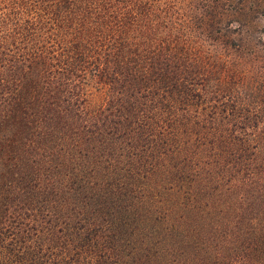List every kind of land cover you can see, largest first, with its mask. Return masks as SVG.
Listing matches in <instances>:
<instances>
[{
  "label": "trees",
  "instance_id": "trees-1",
  "mask_svg": "<svg viewBox=\"0 0 264 264\" xmlns=\"http://www.w3.org/2000/svg\"><path fill=\"white\" fill-rule=\"evenodd\" d=\"M0 5L8 9H0V18L27 20V25L18 21L11 29L0 28V102L25 103L16 105L32 125L28 143L45 131L41 120L32 118L46 91H38V85L50 88L46 103L56 104V115L66 119L64 130L47 128L38 154L29 156L37 187L60 198L42 207L46 196L34 207L16 209L14 203L6 208L0 217V252L7 248L11 254H3L0 264L93 259L97 264H182L166 260L164 246L153 254L137 241L143 219L156 210L164 229L179 227L157 197L144 198V190L157 184L185 198L179 203L192 212L181 220L178 233L193 235V248L211 254V263L264 264V83L256 99L257 81L209 85L202 56L191 52L188 37L174 36L155 18L158 0H0ZM24 80H31L23 89L29 100L39 104L27 106L22 99ZM87 80L108 89V103L95 116L80 104ZM188 96L196 106L187 113ZM160 107L168 114L167 130L158 129L160 121L153 119ZM138 109L152 115L126 122V113ZM55 156L60 160L50 163ZM155 175L159 180L152 186ZM64 191L104 196L100 203L107 211L88 217L89 202L76 203ZM144 203L152 209L138 214ZM26 215L38 224L24 222ZM11 220L18 228H10ZM150 229L156 233L155 226Z\"/></svg>",
  "mask_w": 264,
  "mask_h": 264
},
{
  "label": "rangeland",
  "instance_id": "rangeland-1",
  "mask_svg": "<svg viewBox=\"0 0 264 264\" xmlns=\"http://www.w3.org/2000/svg\"><path fill=\"white\" fill-rule=\"evenodd\" d=\"M0 9L8 10L3 5H0ZM156 10L155 18L158 22H164L163 25L166 24L169 28L168 31H171L174 36L181 37L183 35L188 37V44H190L192 53L197 54L200 52L204 70H206V77L204 78L209 77L207 81L209 85L218 84L219 82L220 88L227 87V85L236 87L242 84L249 85L257 81V90L253 99L258 97L259 88L264 83V0H158ZM18 21L22 26L27 25L25 18H0V28L11 29ZM163 25L160 24V28H163ZM34 66L36 68L37 63ZM25 81L23 87L20 88L22 99L27 103V106H31L32 102L41 103L39 106L35 104L37 106L34 107L37 111L32 115V118L41 120L40 122L44 125L45 131L43 136H40V134L34 135L32 141L28 143L29 137L33 136L31 133L32 125L26 122L28 120H26L27 118L23 112L24 109L22 107L18 108L16 105L17 102H20L21 106L25 103L21 99L8 104L0 102V217L5 214L6 208L14 203L17 204L16 209H24L29 208L28 206H37L44 196L47 199L40 203L39 207L52 200H54L52 203L54 204L60 198L59 196L53 198L49 189L41 192L43 189L37 187L34 179L33 163L29 160V156H32L34 152L38 154L39 141L43 142L42 137L49 136L47 128L53 129L55 132L58 129L64 130L63 125L66 119L56 115V104L46 103L51 96V94H48L50 88H41L38 85V91L40 89L46 91L40 94L39 102L34 99L29 100L32 97H29L23 89L30 87L31 83L29 82L31 80L28 83ZM83 85L84 94L80 104L84 108V113H89L88 116H95L98 113L96 111L108 103V89L102 83L92 80H87ZM195 86H199V83H194L193 87ZM111 92L113 91L111 90ZM189 98L192 100L189 101L187 113L192 111L193 108L195 109L196 106L194 97L188 96L187 99L189 100ZM187 102L185 100V103ZM3 108H5V111ZM8 108H10L9 111ZM161 108L155 111L153 119L156 123L160 121L157 124L158 129L167 130L169 122L165 121V117L168 114ZM148 111L149 109L130 111V113H126V122L131 124L132 122L141 121L140 118H148L145 115ZM71 119L77 120L78 116H73ZM101 136H107V134ZM140 149L142 148H138L136 152ZM115 150L118 151L116 148L113 151ZM124 154H127V152L124 151ZM40 157L45 159L44 156L39 155ZM59 160L58 156H55L50 163H56ZM57 169L61 170L62 168L58 167ZM158 180V176L155 175L149 181V184L153 186ZM154 191L157 192V195L154 194ZM67 194L69 193L64 191V196ZM86 194H69V197L74 196L73 200L76 203L84 200L89 202V205L85 206V214H89L88 217L102 214V209L107 211L100 203L106 197L99 195L86 197ZM128 194V199L133 201L134 193L132 192V197H130V192ZM151 196L158 198L159 203L157 204L160 205V209L163 207L168 209L167 214L171 219L173 218L175 224L178 221L180 223L178 229H164L162 226L164 222L159 220L162 214L157 210L151 214V218H144L141 223L142 231L138 232L137 237L139 243L146 244L143 247L144 252L148 251V253L153 252L154 254L159 246H164L166 250L163 251V257L168 261H177L182 264H213L211 263V254L207 255L199 248H193V235L184 238L178 233L184 227L182 221L187 220L192 212L188 211L189 207L179 203L180 198L185 199L181 197V193L167 187L166 184H162V186L157 184L156 188L149 187L144 190V198ZM97 208L101 211H96ZM146 209L151 210L152 208L145 203L142 206L139 204L137 213H144ZM67 212L73 211L69 208ZM154 213H156L155 216H153ZM23 220L28 222L30 226L38 224L29 219L28 215ZM8 224L10 228H18V224H14L12 220ZM53 224L54 222L49 225L44 223L46 226H52ZM30 226H28L29 229ZM151 226L157 228L156 233L148 232L151 230ZM54 232L60 235V232L56 230ZM143 237H147L150 241L141 240ZM1 249L3 252H0V260L4 258V255L11 254L10 249ZM14 258L13 256L11 260ZM66 260L70 261V259ZM86 264H97L96 259Z\"/></svg>",
  "mask_w": 264,
  "mask_h": 264
}]
</instances>
